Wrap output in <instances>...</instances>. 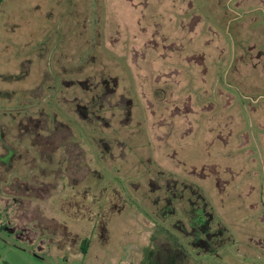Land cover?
<instances>
[{"label": "rangeland", "instance_id": "obj_1", "mask_svg": "<svg viewBox=\"0 0 264 264\" xmlns=\"http://www.w3.org/2000/svg\"><path fill=\"white\" fill-rule=\"evenodd\" d=\"M246 1L2 0L0 264H145L149 251L152 264H264V202L257 201L258 191L249 192L246 180L234 190L226 188L219 205L206 209L210 223L196 235L187 223L184 231L168 226L180 221L179 212L167 224L153 211L146 182L154 171L173 179L157 137L171 122L174 140L181 133L178 123H197L193 103L211 98L203 72L209 76L214 70L220 90L236 102L238 109L229 115L242 134L223 150L228 159L246 160L248 166L241 172L229 168L231 174L223 169L227 164L214 172L210 165L216 158L194 149L172 159L174 173L190 181L200 169H206L205 180L244 178L247 171L264 184V0L250 6ZM87 77L91 83L85 85L99 82L114 92L109 108L127 106V122L125 116L118 121L109 116L96 131L70 114L69 107L79 101L64 92ZM30 107L45 110L49 119L34 141L36 156L29 148L20 151L21 132L14 141L8 130V123L25 120ZM57 125L62 132L54 133ZM215 125L204 124L208 132L199 150L213 140ZM65 130L72 135L66 138ZM70 140L83 150V178L71 187L64 170L57 169L64 159L60 149ZM44 154L50 160L44 161ZM19 161L41 169H33L30 184L20 179L19 190L11 192L10 182L20 177L15 169L1 168ZM40 182L49 184L46 199L21 205L16 198L27 197L29 187Z\"/></svg>", "mask_w": 264, "mask_h": 264}, {"label": "flooded vegetation", "instance_id": "obj_2", "mask_svg": "<svg viewBox=\"0 0 264 264\" xmlns=\"http://www.w3.org/2000/svg\"><path fill=\"white\" fill-rule=\"evenodd\" d=\"M210 74H213L215 76L214 78L215 92L209 93V96L212 97V102L210 101V102L204 103L198 98L194 101V107L197 108V115L195 118L197 123L195 124L194 122H190V121H187V123L185 124L178 123L177 126H179V128L182 126L180 129L181 133H179V137H177V139L174 140L176 136L175 137L172 136L173 123L171 122L170 127L164 132V134L157 137V140L159 142H162V144H160L159 146L160 148L163 149V151L160 153V155L163 157V162H164V159L168 162V165L166 166L168 168L166 169H173L172 167L174 165L171 162L172 159H174L177 156V154L180 153V151H182V153L184 152L183 140L188 135V132L192 130V128L195 129L194 130L195 135H193L195 137L197 136V134H200V133L203 134V131H204L203 124L205 123L210 124L212 122L213 123L216 122V125L218 126V131L213 136L212 143L220 141L219 145L222 148L223 147L225 148L230 142L240 141L238 139L242 137V134L238 135L239 134L238 130L241 129V126L237 125L234 121V118H232L229 115L231 110L238 109L235 106L236 102L233 101V98L231 97V95L229 94L224 95L223 94L224 92L220 90L221 88L219 85V76L217 75L218 71L214 72L213 70ZM208 80H205V81L208 82ZM87 82L91 83L90 77H87V79L82 82H78L79 86L75 88H66V89H69V91L66 90L64 93L72 96V97H69L70 98L69 100L79 101L78 104L75 103L73 104V106L69 107L70 114L73 117L78 118L79 120L81 119L83 122L85 120V125L87 126L89 125L92 130L94 129L96 131L99 129L101 130L103 129V125H106V121L108 120L109 116L111 117V119H115L117 121L120 120V118L125 116L126 119L124 122H127L128 120L127 117L130 113L127 106H123L122 108H119V109L117 108L116 112L114 111L113 108L108 107L107 101L110 98L111 99L113 98L112 94H114V92L110 91L108 86H104L103 84L99 82L95 86L85 85L87 84ZM154 93L155 95L158 94V92H154ZM61 95H63V92H61ZM64 99L66 103L70 102V101H67L68 98H64ZM74 105H78V106H74ZM150 108H152V105H150ZM34 109H35L34 107H30L27 109V111H25L24 121H21L20 123H16V124L8 123V130L13 131L14 134L16 135V138L14 137V141L19 140L20 135H18L17 133L21 132V136H24L25 138L22 140H19L21 142V145L19 146L20 151H22L23 153H26L29 148L31 151H33L34 155L36 156V155H39V153H36L38 146L36 145L34 141L36 140L38 141L40 137L39 130L41 128H44L45 125H47L46 123L49 121V119L46 118V116L44 115V113H46L45 110L41 112L42 111L41 109L40 110H38V108L36 110ZM36 111H37V114L34 113ZM97 111H99V113ZM34 114H36L37 117L43 116L44 122H41L43 120L42 118L40 119V117L39 119H35V117H33ZM92 118L101 119L102 123L97 124L96 122H94ZM190 124H191V127H190ZM193 124L196 125L197 127L193 126ZM55 128L57 130L54 133L62 132V127L58 129L59 126L57 125L55 126ZM65 132H66L65 134L66 138H68V135L70 136L72 135L70 131L65 130ZM139 132L143 136L142 130H139ZM258 135L259 134H257V136ZM247 140H248V136H247ZM46 141L48 142V139ZM70 141H71L70 145L64 146L63 148L60 149V152L61 150L63 151L64 159L63 160L60 159L59 161H57V165H58L57 169L64 170L63 172L64 179L66 180V183L71 187L77 184L78 182H80L81 179L83 178L82 169L80 168L81 161L83 160V156H82L83 150L81 149V147H79L78 143H76L74 140H70ZM187 151L188 150H186V152ZM221 152L222 153L220 155L212 154L209 151L207 152L206 156L208 157L214 156V158H216L214 159L215 165H210V167L213 166V168L215 169L221 166L224 167L225 165L228 164V166L230 167L225 166L223 169L227 168L228 171L230 170V172L232 171V169H229V168L240 169V172H241L242 169H245V167L248 166V163L246 160L244 161V163L243 161L239 162L240 158H232V160H229L228 158H230V155H227L226 152L224 151H221ZM15 153L16 152H14V154ZM22 155L20 156L22 157ZM122 155L124 154L121 153L120 156ZM43 158H44V161H48L50 160V155L44 154ZM217 160L220 162V164L219 162H216ZM34 162H35V159H34ZM30 163H32V161ZM22 164L25 166H21ZM26 165H27L26 162L21 163V161H19V165H16L15 167L13 165H10L9 168L7 166L1 168V169H15L14 175L16 176L18 175V177H20V178H15L16 176H13V178H15V181L13 180L12 182H10L11 186L8 187V191L12 192V191H16V189L19 190L18 188H19L20 179H22L20 183L23 184L25 182L26 185L30 184L35 178L33 169H41L40 167H36L34 165H31V166H26ZM254 165L256 166L257 163H255ZM203 170L204 169H201V172ZM174 172L175 171L168 170L167 173L171 175L173 179L166 180V177L161 178V176L164 173H161V172L156 173V171H154L153 173L155 174V176L153 175L151 179H148L146 181L147 188L150 191H153V194L156 192L154 190H157L158 192L157 196H154L152 200V202L157 203L158 206H153V205L151 206L153 207V211L156 214L158 215L160 214V216L162 215L161 217L166 223L167 221H169L167 220L169 216L171 217L172 215L178 214L179 212L182 216L180 218V221L175 222L174 225H172L171 222L169 221L170 224L167 223L168 226H170V228H173L174 230H177V231L178 230L184 231V228H185L184 224L187 223L186 224L187 227H190V230L193 231L194 235H196V233H201L202 231L206 229V226L209 225L210 223L211 215L208 212H206L207 208H205L204 205L199 206V207H193V202H195V199H196L194 188L192 187L190 188L189 186L190 181L187 177L181 176ZM248 173L249 172L246 171L245 173L246 176L244 178H242L241 176L235 179L236 177L235 174H234L235 176L230 175L229 179L220 180L219 178H216L215 183H217V185H221L220 190H224V193H225L226 188H231L234 190L237 187L242 186L244 184V181L246 180L249 182L247 185L248 187L246 186L249 192L252 193L255 190L257 193L258 191L257 195L259 194L260 195L257 198V201L263 204L264 184L261 182V179H259V177L253 179L251 178L252 176L251 177L249 175L247 176ZM231 174H233V172H231ZM6 180H7V177H6ZM256 182H257V185H255ZM41 183H44V182H40V186L38 187L30 186L29 189L31 190V194L28 195L27 197H24V198L22 197L21 199L16 198L20 202L21 205L30 207L32 206L33 198H36L38 200L46 199V196L48 195L46 193V190H47L46 187L49 184L46 185V182H45L42 186ZM20 188H22V185L20 186ZM9 203H10L9 198H7L6 205H10ZM186 205H189V206H186ZM253 205L254 204H252L251 206L253 207ZM162 206L164 207V210H162ZM199 244H202V243H199ZM166 249L170 253L171 252L184 253L183 249L181 248H179V250L177 251H173L172 249H168V248ZM150 254H152L151 251L148 252V255L146 254L147 258L146 256L143 257V262L145 260H148V262H146L145 264H152L149 258Z\"/></svg>", "mask_w": 264, "mask_h": 264}, {"label": "crops", "instance_id": "obj_3", "mask_svg": "<svg viewBox=\"0 0 264 264\" xmlns=\"http://www.w3.org/2000/svg\"><path fill=\"white\" fill-rule=\"evenodd\" d=\"M261 2H262L261 0H247L244 5L250 6V5H255V3H257L256 5H259ZM203 77H204L203 79H206V77L209 79L208 82L205 80L203 81L206 85L209 84L208 90H207L208 93H214L215 92V82H214L215 76L213 74L206 76V73L203 72ZM210 101L212 102V97L210 99L204 101V103H207ZM193 105H194V103H193ZM190 126H191V124H190ZM193 126H194V124H193ZM194 130L195 129L192 128V130H190L188 132V135L183 140L184 151L188 150V152H190L189 150L196 149V151L198 153L200 152L201 154H205V155L207 154L208 151L211 152L212 154H216V155H220L222 153L221 151H224L223 150L224 147L222 148L219 145L220 141H217L215 143H212V141L207 142L204 150L203 149L199 150L197 147H200L199 142H200V139L202 138V133L197 134V136L194 137L193 136V135H195ZM203 130H204L203 134H206L208 132L207 129L206 130L203 129ZM168 170L174 171V169H168ZM204 170H206V169H204ZM204 170L201 172V169L199 171L197 169H193V171H192L193 174L196 173L195 171L199 172L198 177H194L193 179L191 178L190 184H189L190 188L191 187L194 188V192H195V196H196L195 202H193V207H199V206L204 205L205 208H208V207L215 206V204L219 205L221 194L224 192V190H220L221 185H217V183H215V180H216L215 177L212 179H208V180H205L204 179L205 177H202L204 175V173H203ZM214 172H215V169H214ZM251 178L255 179V178H257V175L255 177L252 176ZM248 183L249 182L245 181L246 185ZM255 185H257V182L255 183ZM154 191H156V192L153 195L157 196V194H158L157 190H154ZM151 205L158 206V204L154 203V202H152ZM189 205H186V206H189ZM188 228L190 229V227H188Z\"/></svg>", "mask_w": 264, "mask_h": 264}, {"label": "trees", "instance_id": "obj_4", "mask_svg": "<svg viewBox=\"0 0 264 264\" xmlns=\"http://www.w3.org/2000/svg\"><path fill=\"white\" fill-rule=\"evenodd\" d=\"M1 2H2V0H0V5H1Z\"/></svg>", "mask_w": 264, "mask_h": 264}]
</instances>
